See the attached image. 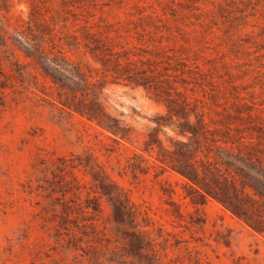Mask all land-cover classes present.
<instances>
[{"label": "rangeland", "instance_id": "obj_1", "mask_svg": "<svg viewBox=\"0 0 264 264\" xmlns=\"http://www.w3.org/2000/svg\"><path fill=\"white\" fill-rule=\"evenodd\" d=\"M88 12L110 30L113 45L143 60H157L160 48L149 39L155 35L141 37L142 28H167L173 36L161 44L174 49V97L206 103V121L224 124H209L216 139L223 138L227 126L237 129L233 135L246 136L257 121L247 113L264 117V0L0 3L10 35L24 31L34 13L56 38H66L79 34L76 24ZM62 52L89 71L93 82L98 80L104 110L128 135L115 137L61 110L64 95L57 85L34 65L22 81L11 72L9 57L0 54L11 86L5 103L0 101V264H264V237L212 199L192 204L185 198V179L158 167V155L173 152L176 141L187 142L163 123L164 97L101 74L82 43L64 45ZM16 53L23 64L30 62ZM195 65L203 74L201 86L192 79ZM243 103L254 109L246 111ZM208 145L212 160L217 150ZM100 181L115 185L132 209L134 224L145 226L138 228L145 233L142 249H136L131 235L112 233L111 208L97 187ZM132 231L123 228L125 234Z\"/></svg>", "mask_w": 264, "mask_h": 264}, {"label": "trees", "instance_id": "obj_2", "mask_svg": "<svg viewBox=\"0 0 264 264\" xmlns=\"http://www.w3.org/2000/svg\"><path fill=\"white\" fill-rule=\"evenodd\" d=\"M0 3L4 5V0H0ZM93 17L88 12L83 23H75V32L79 34L56 38L53 28L47 23L42 24L34 13H30L24 31L10 35L5 23L7 19L0 14V54L9 57L10 65L14 67L11 72L22 81L31 75L26 68L36 66L44 79H49L63 91L64 98L59 101L61 110L69 114L76 113L115 137L125 139L128 130L104 110L99 100L101 84L98 80L93 82L89 71L62 52L64 45L77 48L82 43L86 52L98 64L101 74L109 75L113 81L142 87L156 97H164L167 117L163 123L174 127L177 134L186 138L187 142L176 141L173 152L164 151L161 156L158 155V167L162 171L170 168L185 179V198H189L192 204L205 205L212 199L254 234L264 237V117H253L247 113L249 119L257 118V121L248 128L246 136L233 135L231 131L237 129L227 126L222 131L223 138L216 139L212 136L209 124H224L206 121L207 104L198 106L196 101L192 105L179 94L174 97V49L161 44L173 36L167 28L163 31L159 26H153V31L142 28L141 37L155 35L149 36V39L157 41L160 48L156 52L157 60H143L141 54L136 55L130 49H118L117 45H113L109 37L110 30L100 26V20L98 22ZM73 21H79V18L73 15ZM16 50L30 62L23 64ZM135 56V60L131 58ZM194 68L192 79L201 86L203 74L198 66ZM9 79L3 73V64H0V101L3 103L8 96L5 91L11 88L8 86ZM240 106L248 112L254 109L246 103ZM258 112L262 113L261 110ZM208 142L217 150L212 160L208 158ZM149 146L146 144L145 149L148 150ZM204 149L208 152L201 159L198 154ZM97 187L111 208L112 233L126 237L131 235L136 240V249H142L145 233L138 228L145 226L134 224L132 209L116 186L100 181ZM127 225L134 231L125 234L123 228Z\"/></svg>", "mask_w": 264, "mask_h": 264}]
</instances>
